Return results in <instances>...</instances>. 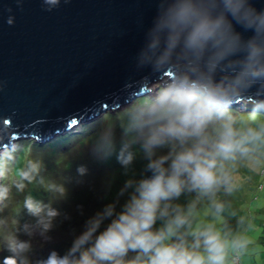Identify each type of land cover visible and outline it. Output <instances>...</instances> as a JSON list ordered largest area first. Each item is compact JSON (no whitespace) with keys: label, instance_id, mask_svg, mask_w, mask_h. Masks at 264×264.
Returning a JSON list of instances; mask_svg holds the SVG:
<instances>
[{"label":"clouds","instance_id":"clouds-1","mask_svg":"<svg viewBox=\"0 0 264 264\" xmlns=\"http://www.w3.org/2000/svg\"><path fill=\"white\" fill-rule=\"evenodd\" d=\"M43 3L51 11L60 0ZM137 64L179 70L103 116L87 147L101 163L115 156L126 175L138 156L146 163L63 254L34 258V241L50 244L70 219L58 207L65 181L36 141L0 148V264H264V9L254 0H159ZM239 96L252 103L237 107ZM11 135L0 128V144Z\"/></svg>","mask_w":264,"mask_h":264},{"label":"water","instance_id":"water-1","mask_svg":"<svg viewBox=\"0 0 264 264\" xmlns=\"http://www.w3.org/2000/svg\"><path fill=\"white\" fill-rule=\"evenodd\" d=\"M254 4L264 9V0ZM158 5L60 0L49 11L43 0H0V128L12 132L0 148L21 137L50 138L119 108L154 81L174 80L176 65L137 64ZM244 99L251 98L236 102Z\"/></svg>","mask_w":264,"mask_h":264},{"label":"rangeland","instance_id":"rangeland-1","mask_svg":"<svg viewBox=\"0 0 264 264\" xmlns=\"http://www.w3.org/2000/svg\"><path fill=\"white\" fill-rule=\"evenodd\" d=\"M167 79L168 77H165L164 79L152 82L148 87L153 86V88L140 92L134 98L138 100L144 97L145 94H154L166 84L164 81ZM250 103H252L251 99L236 102L237 107ZM127 104L128 102L119 108L109 109L92 119L82 121L70 130L54 134L49 140H47L48 138L38 140L35 137H21L17 139L19 141H36V147L44 152L48 171L57 180H64L69 189L68 199L58 205V207L62 213H67L70 219L63 221L62 224L58 222V227L52 233L53 240L50 244L41 247L40 243L34 241L36 243L34 258L46 256L51 249H56L63 254L70 247L74 234H78L82 230L84 221L94 214V212L101 210L104 204L112 200L124 181L132 176L133 173L140 174L142 172L146 161L140 156L134 160L126 175L125 169L116 161L115 156L109 161L101 163L90 155L87 147L92 136L100 131L102 117L107 114L115 115L118 110L122 109V106ZM120 135V130L117 128V142H119ZM79 164H83L87 168V174L82 177L76 173V167ZM78 180L80 183H76ZM250 196L251 193L242 195L239 203H248ZM79 206H83V215L80 214ZM26 219L30 218L26 217ZM263 236L264 231L260 233L259 237L262 244H264ZM22 238L26 239L27 237ZM253 264H255V261H253Z\"/></svg>","mask_w":264,"mask_h":264},{"label":"bare ground","instance_id":"bare-ground-1","mask_svg":"<svg viewBox=\"0 0 264 264\" xmlns=\"http://www.w3.org/2000/svg\"><path fill=\"white\" fill-rule=\"evenodd\" d=\"M164 78H165V77H164ZM164 78H163V79H164ZM78 124H79V123H78ZM78 124H75V125H78ZM75 125H73L72 127H74ZM72 127H71V128H72ZM71 128H70V129H71ZM70 129H69V130H70ZM62 133H63V132H62ZM33 137H35V136H33ZM51 137H53V136H51ZM51 137H50V138H51ZM35 138H36V137H35ZM50 138H48L47 140H49ZM37 139H38V138H37ZM37 139H36V140H37ZM38 140H39V139H38Z\"/></svg>","mask_w":264,"mask_h":264},{"label":"trees","instance_id":"trees-1","mask_svg":"<svg viewBox=\"0 0 264 264\" xmlns=\"http://www.w3.org/2000/svg\"><path fill=\"white\" fill-rule=\"evenodd\" d=\"M74 139V138H73ZM38 143H40V141H38ZM72 167V166H71ZM98 198V197H97ZM263 238H264V236H263ZM263 241H264V239H263Z\"/></svg>","mask_w":264,"mask_h":264}]
</instances>
